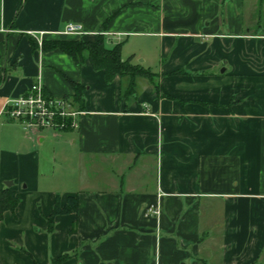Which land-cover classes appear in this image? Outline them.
<instances>
[{
    "label": "crops",
    "instance_id": "0c3cea01",
    "mask_svg": "<svg viewBox=\"0 0 264 264\" xmlns=\"http://www.w3.org/2000/svg\"><path fill=\"white\" fill-rule=\"evenodd\" d=\"M262 15L264 0H0V190L18 198L0 264H264ZM100 35L160 92L136 77L126 96L130 77L38 42ZM38 79L69 102L81 87L76 128L1 114Z\"/></svg>",
    "mask_w": 264,
    "mask_h": 264
},
{
    "label": "trees",
    "instance_id": "16d2710c",
    "mask_svg": "<svg viewBox=\"0 0 264 264\" xmlns=\"http://www.w3.org/2000/svg\"><path fill=\"white\" fill-rule=\"evenodd\" d=\"M35 49V44L33 43ZM43 50H60L70 56L78 65L89 61L95 70H103L105 80L111 82L115 77H130V86L126 96L132 95L135 90L136 77L148 79L154 89L159 93V84L156 81L157 74L149 68H144L139 64H133L129 60L122 58V46L117 44L111 48L106 46L105 37L100 35L95 40L84 38L77 39H43ZM75 94L71 103L82 106L81 87L75 86ZM78 107V108H79ZM18 204V198L14 191L0 190V219L5 211H14ZM78 197H70L65 206H61L60 199L57 198L53 211L48 217L49 229L54 228V219L58 215L67 213H77ZM63 258V257H62ZM59 261V260H58Z\"/></svg>",
    "mask_w": 264,
    "mask_h": 264
},
{
    "label": "built area",
    "instance_id": "2783aa9c",
    "mask_svg": "<svg viewBox=\"0 0 264 264\" xmlns=\"http://www.w3.org/2000/svg\"><path fill=\"white\" fill-rule=\"evenodd\" d=\"M62 34L79 37L87 35L84 27L78 23H68ZM38 42L42 44L41 38ZM82 113L74 109L68 100L48 96L39 79L30 86L27 93L9 99L1 111V114L20 124L28 133L43 129L64 131L76 128L78 126L77 117ZM152 212L157 216L160 214L158 209Z\"/></svg>",
    "mask_w": 264,
    "mask_h": 264
},
{
    "label": "rangeland",
    "instance_id": "374dc122",
    "mask_svg": "<svg viewBox=\"0 0 264 264\" xmlns=\"http://www.w3.org/2000/svg\"><path fill=\"white\" fill-rule=\"evenodd\" d=\"M256 16H259V14L257 13ZM259 17H260V16H259ZM257 21H258V19H257ZM259 22H260V23H259L260 26L255 25V26L253 27V29H254V30H257V31H260V32H264V15H262L261 20H259Z\"/></svg>",
    "mask_w": 264,
    "mask_h": 264
},
{
    "label": "water",
    "instance_id": "95a60500",
    "mask_svg": "<svg viewBox=\"0 0 264 264\" xmlns=\"http://www.w3.org/2000/svg\"><path fill=\"white\" fill-rule=\"evenodd\" d=\"M11 184H12V183H11ZM11 184H8V183H7L6 185H7V186H11Z\"/></svg>",
    "mask_w": 264,
    "mask_h": 264
}]
</instances>
